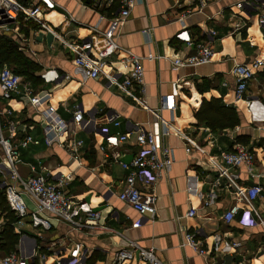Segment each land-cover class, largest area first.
Wrapping results in <instances>:
<instances>
[{
  "label": "crops",
  "instance_id": "obj_1",
  "mask_svg": "<svg viewBox=\"0 0 264 264\" xmlns=\"http://www.w3.org/2000/svg\"><path fill=\"white\" fill-rule=\"evenodd\" d=\"M244 1L247 0H209L203 7L202 0H145L133 8L117 40L119 45L143 58L144 106H137L117 88L109 87L105 77L83 81L74 73L69 52L57 41L52 42L50 36L43 39L46 52L30 58L41 66V72L54 69L62 78L70 77L54 90L52 104L66 120L72 118L71 110L76 105H80L85 118L96 113L95 127L83 129L76 125L72 128L76 137L84 140L79 164L58 145H45L38 123L40 119L33 115L32 106L14 105L11 107L15 112L13 119L23 121L27 128L19 138L30 133L41 140L39 146L23 149L21 156L25 162L38 159L50 175L58 174L68 195L88 202L101 214L99 224L106 229L74 230L55 218H51L49 231L33 229L27 222L17 227L14 222L13 234L18 235V242L15 250L8 253L2 248L0 239V261L18 251L20 234H23L22 244L32 248L36 243V256L29 264H41L42 256L47 258L45 264H53L56 252L66 255L77 246L85 255L84 264H115V253L126 241H135L142 248L154 250L162 264H264V191L253 201L238 197L239 187L259 184L264 188V122H254L246 105L234 101L233 68L264 60V25L260 23V17H264V4L255 9L236 7ZM36 2L24 0L28 4ZM54 2L58 7L45 14L44 19L68 37L76 34V26L66 22L70 18L76 23L96 25L100 30L107 26L105 21L99 24L97 12L81 6L77 0ZM146 30L150 33L146 34ZM208 31L215 33V53L211 62L194 68H175L176 57L194 52L193 47L188 48L177 35L187 32L198 43L206 41L202 35ZM148 56L154 59H146ZM173 94L175 109L170 110L165 101ZM248 95L264 105V66L250 81ZM213 98L236 108L240 124L216 133L199 122L196 112L203 100ZM105 110H114L120 115L119 127L105 120L102 113ZM128 121L147 132L163 134L162 142L171 149L175 160L170 171L148 186L157 197L154 219L141 216L117 198L129 171L115 162L113 156L119 154L121 161H131L139 150L134 144V134L126 144L110 148L107 160L99 151L107 135L129 133ZM234 141L254 154L258 178L251 179L243 169L237 171L240 176L234 184L228 177L219 176V150H233ZM188 148L191 149L189 153ZM18 171L22 176L29 174L25 165H19ZM137 185L145 189L142 182ZM211 192L216 194V201L212 206H205L204 200ZM235 204L240 206V213L227 223L223 214ZM29 207L33 209L31 203ZM191 208L196 210L194 217L188 216ZM6 222L5 215L0 212V238ZM187 232H198L207 240L211 235L221 233L240 246L228 256L202 257L183 246ZM125 264L141 263L136 258Z\"/></svg>",
  "mask_w": 264,
  "mask_h": 264
},
{
  "label": "built area",
  "instance_id": "obj_2",
  "mask_svg": "<svg viewBox=\"0 0 264 264\" xmlns=\"http://www.w3.org/2000/svg\"><path fill=\"white\" fill-rule=\"evenodd\" d=\"M77 1L81 6L97 12L99 24L103 21L107 22L106 28L100 30L96 25L76 23L74 18H70L66 22L76 26V34L68 37L63 30L55 29L44 19L45 14L58 7L54 0H37L36 3L31 4L24 3V0H0V33L14 32L19 38V50L30 56L44 54L47 49L43 39L50 36L52 42L57 41L69 52L74 73L81 76L83 81L105 77L109 87L117 88L126 97L133 99L137 106H144L146 86L143 58L119 45L117 39L121 27L130 17L133 8L137 4L144 3L145 0ZM208 1L202 0V6L205 7ZM263 4L264 0H247L238 3L236 7L255 9L259 6L263 7ZM30 21L38 27L30 28L28 33L20 32L21 25ZM260 23L264 25V17H260ZM147 33L149 34L150 30H146ZM184 35L186 36L183 37ZM202 36L206 41L195 43L194 37L187 32L177 35V38L183 40L188 48L193 47L194 52L184 57H176L173 61L175 68H194L211 62L215 53L213 48L215 33L208 31ZM146 59L153 60L154 57L148 56ZM263 66L264 60H256L251 64H239L233 68L236 80L234 101L246 105V110L254 122H264V105L259 100L249 97L248 85ZM40 78L44 84L34 86L7 66L0 67V192L3 193L10 210L17 218L15 223L17 227L27 222L33 229L49 231L52 228L51 218H55L70 225L74 230H82L86 227L106 229L99 224L101 214L88 202L68 195L58 174L50 175L38 159L34 162H25L22 159L21 151L30 146H39L41 140L30 133L19 138L20 133H25L27 128L23 121L13 119L15 112L9 105L12 100L33 107V115L40 118L38 123L43 130L46 146L58 145L70 154L71 160L79 164H81L84 140L77 138L75 129L72 128L76 125H81L83 129L95 127L96 113L85 118L80 105H76L71 110L72 118L66 120L58 114V108L52 104L54 90L60 87L63 81L70 79L69 76L62 78L56 70L45 69L40 73ZM174 93L177 95L176 90ZM165 102L167 108L175 109L174 94ZM102 113L109 124L115 127L121 125V117L116 111L105 110ZM21 126L24 127L23 130L20 129ZM127 127L129 133L107 135L99 151L107 160L110 148L126 144L130 135L134 134V144L139 150L131 161H121L119 154L113 156L115 162L129 171L117 198L129 204L141 216L154 219L157 213V197L148 186L153 185L170 171L175 160L171 149L165 147L162 142L163 134L158 131L147 132L131 121L127 122ZM190 151L191 149L188 148L187 152ZM218 155L221 164L218 167V174L221 177H228L231 184L239 178L238 170L243 169L251 179L259 177L254 154L245 145L234 141L233 150L220 149ZM19 165H25L29 169L28 176L19 173ZM139 181L144 184L145 189L138 187ZM263 191L264 188L259 184L239 187L238 197L253 201ZM216 198V194L211 192L206 196L204 205L212 206ZM29 203L33 205L32 210ZM240 210L238 204L231 206L223 214V219L227 223L232 222ZM195 215L196 210L191 208L188 216ZM20 236L18 251L1 260L0 264H29L34 259L36 243L32 248H28V245L22 244L24 235L20 234ZM208 240L201 237L198 232H187L184 235L183 246L190 248L199 256L211 259L228 256L240 246L238 242L221 233L211 235ZM56 256L53 264H84L85 260L80 246L66 255L61 254L60 251L56 252ZM136 258L141 264H162L154 250L142 248L135 241H126L120 245L115 253L114 263L125 264ZM46 259V256H42L41 264H45Z\"/></svg>",
  "mask_w": 264,
  "mask_h": 264
},
{
  "label": "trees",
  "instance_id": "obj_3",
  "mask_svg": "<svg viewBox=\"0 0 264 264\" xmlns=\"http://www.w3.org/2000/svg\"><path fill=\"white\" fill-rule=\"evenodd\" d=\"M33 22H26L21 25L23 33H28L30 28H37ZM29 54L19 50V38L11 34L0 33V67L14 66V73L34 86L42 85L38 73L42 68ZM196 118L199 122L205 124L212 132H223L227 129H233L240 124L238 110L234 107L226 106L220 99L203 100L199 110L196 112ZM0 212L5 215L6 224L1 233L2 248L10 253L15 250L18 242V235L13 234L12 224L17 221L14 213L10 210L7 201L2 192H0ZM15 238V239H14Z\"/></svg>",
  "mask_w": 264,
  "mask_h": 264
},
{
  "label": "rangeland",
  "instance_id": "obj_4",
  "mask_svg": "<svg viewBox=\"0 0 264 264\" xmlns=\"http://www.w3.org/2000/svg\"><path fill=\"white\" fill-rule=\"evenodd\" d=\"M20 32H22L23 33V31L20 29ZM3 34V33H2ZM12 36H15L16 34L13 32L12 34H11ZM9 69H11L12 71H13V68H14V66H11V65H6ZM25 80L27 79L28 80V77L26 78H24ZM19 104H23V103H20V102H18L17 100H12V101H10L9 102V105H10V107H12V108H14V105L16 106V105H19ZM2 106H3V104H2ZM36 117L38 118V119H40L39 118V116H37L36 115Z\"/></svg>",
  "mask_w": 264,
  "mask_h": 264
}]
</instances>
